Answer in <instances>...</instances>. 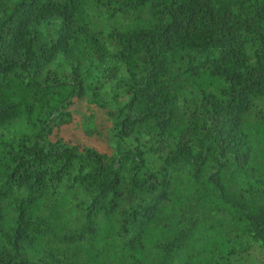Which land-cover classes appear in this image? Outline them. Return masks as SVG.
Instances as JSON below:
<instances>
[{"label": "trees", "instance_id": "trees-1", "mask_svg": "<svg viewBox=\"0 0 264 264\" xmlns=\"http://www.w3.org/2000/svg\"><path fill=\"white\" fill-rule=\"evenodd\" d=\"M84 99L105 150L65 132ZM251 252L264 264V0H0V264Z\"/></svg>", "mask_w": 264, "mask_h": 264}, {"label": "rangeland", "instance_id": "rangeland-1", "mask_svg": "<svg viewBox=\"0 0 264 264\" xmlns=\"http://www.w3.org/2000/svg\"><path fill=\"white\" fill-rule=\"evenodd\" d=\"M72 110L74 125L65 131L66 134L82 143L105 150L108 145L110 124L104 114V110L88 103L85 99L76 102ZM10 126L18 131L28 129L22 122L14 123ZM234 264H258V258L254 252H251L248 256L236 259Z\"/></svg>", "mask_w": 264, "mask_h": 264}]
</instances>
